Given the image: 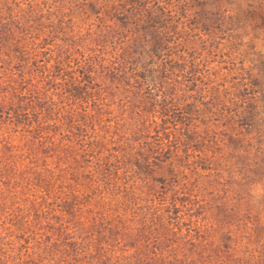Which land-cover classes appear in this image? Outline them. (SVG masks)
<instances>
[{
	"label": "rangeland",
	"instance_id": "obj_1",
	"mask_svg": "<svg viewBox=\"0 0 264 264\" xmlns=\"http://www.w3.org/2000/svg\"><path fill=\"white\" fill-rule=\"evenodd\" d=\"M77 76L97 102L0 116V264H264V0H0V105L62 100ZM97 160L109 189L80 177ZM150 187L183 234L145 249L115 192Z\"/></svg>",
	"mask_w": 264,
	"mask_h": 264
},
{
	"label": "trees",
	"instance_id": "obj_2",
	"mask_svg": "<svg viewBox=\"0 0 264 264\" xmlns=\"http://www.w3.org/2000/svg\"><path fill=\"white\" fill-rule=\"evenodd\" d=\"M106 65V64H104ZM103 64H101V68H105ZM89 67V73L91 77H93V73L96 69L97 64L90 65L88 63ZM62 71V68H61ZM85 75V74H84ZM89 74L86 75V77ZM89 77V76H88ZM83 78L77 76L75 77L71 82H69V89L67 90L66 93L67 97H64L62 100H49L47 99L44 93L40 92V90L37 89H26L23 88V92L20 93V95L17 97L19 100L18 106L14 109L12 108L13 106L6 105L2 103L0 105V116L2 114H6V118L11 122V123H17V124H22L23 126H27L28 123H30L31 120L36 121L39 116L42 114L40 110H38V106L36 105V102H40V100H45V105H51V106H57V105H63V106H70L77 110V108L82 109L86 108L88 104L94 103L95 101H98V97L100 96L102 92V86L104 84H100L99 81H95L93 78H90L88 81L87 79L82 80ZM93 84V87L90 86ZM53 85H56L55 82H53ZM104 88V86H103ZM89 90H93L94 92H90ZM89 91V92H88ZM50 102H53L50 104ZM90 102V103H89ZM83 104H86L83 106ZM44 105V104H43ZM12 112V114H11ZM65 116V115H64ZM86 115L82 117L85 118ZM86 119V118H85ZM71 123L78 122V120H74V118L70 117ZM80 121V120H79ZM34 123V122H33ZM75 130L79 131L80 126L74 127ZM70 132V131H69ZM81 137V135H80ZM84 137V134H83ZM14 142V141H13ZM9 145H11L9 143ZM85 164H92L94 161L92 158L90 160H86ZM85 164L80 165V168L86 167ZM95 166L101 167L100 161H95L94 167H90L88 171L81 172L79 174L81 178H83L84 181L88 182L90 185H93L97 188H100V186L103 188L106 186L107 183H109V187L112 184L111 182V177L109 175H105L103 173H100L99 170L94 169ZM97 167V168H98ZM70 180V178H68ZM154 179V178H153ZM169 179H174V183L176 181H179L178 177L177 178H169ZM162 181L163 184L167 183V185H170L173 181H168L167 179H164L163 177H160L152 180V181ZM113 185V184H112ZM151 191L149 193H137L134 192V190H127L123 191L122 193L125 194H117L116 195L126 199L125 203L126 206H128V212H129V219L127 220V224L131 225L133 222H135L134 217H139L137 222L141 225V230L138 232V236L142 238V243L141 247H144L146 249V245L152 244V246L157 247V245L162 244V241L168 238L175 237L174 235H178L179 233L183 234L182 228H176L174 226V222L176 217L180 218V212L182 210H178V206L176 202H170L167 198V193L168 191L165 192H159L156 190V188H151ZM167 190V189H165ZM183 196L181 197H186V193L182 194ZM54 199L55 203L61 204L63 207H67L68 209L74 210V208L77 207L79 198L81 197V193L78 192H68V193H63V192H55L52 196ZM138 212V213H137ZM179 215V216H178ZM113 219L109 221V227L111 231H118L116 229V220L117 216L113 214ZM182 218V217H181ZM184 219V218H183ZM0 225V232L2 231ZM122 229L119 230V232H116V235L118 236L117 242L122 243L123 239H127L126 237L130 236V227H121ZM5 229H3L4 231ZM6 231V230H5ZM180 234V235H181ZM6 235V234H5ZM116 247V246H115ZM130 247L131 244H130ZM145 254V253H144ZM143 254V255H144ZM162 256V255H161ZM160 256V257H161ZM169 264H188L190 263L189 258H183L182 256H174L170 258L168 257ZM0 261L2 262V259L0 258ZM162 264H166L164 260H161ZM0 262V263H1ZM149 260H147V263ZM146 263V264H147ZM46 264V263H45Z\"/></svg>",
	"mask_w": 264,
	"mask_h": 264
}]
</instances>
